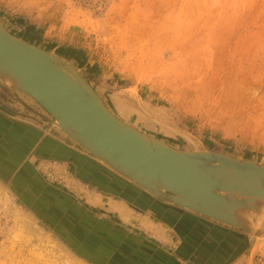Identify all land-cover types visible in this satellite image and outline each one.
<instances>
[{
  "label": "rangeland",
  "instance_id": "obj_1",
  "mask_svg": "<svg viewBox=\"0 0 264 264\" xmlns=\"http://www.w3.org/2000/svg\"><path fill=\"white\" fill-rule=\"evenodd\" d=\"M0 18L35 43L74 53L92 68L84 69L92 86L139 114L134 125L168 133L173 145L264 158V0H0ZM249 257L264 264V239L235 264ZM0 264L91 263L0 186Z\"/></svg>",
  "mask_w": 264,
  "mask_h": 264
},
{
  "label": "water",
  "instance_id": "obj_2",
  "mask_svg": "<svg viewBox=\"0 0 264 264\" xmlns=\"http://www.w3.org/2000/svg\"><path fill=\"white\" fill-rule=\"evenodd\" d=\"M84 69L92 71L74 53L35 43L0 18L1 111L57 136L160 202L242 232L252 255L264 239V158L170 144L119 117Z\"/></svg>",
  "mask_w": 264,
  "mask_h": 264
},
{
  "label": "crops",
  "instance_id": "obj_3",
  "mask_svg": "<svg viewBox=\"0 0 264 264\" xmlns=\"http://www.w3.org/2000/svg\"><path fill=\"white\" fill-rule=\"evenodd\" d=\"M0 186L91 264H235L249 248L242 232L160 202L90 155L1 110Z\"/></svg>",
  "mask_w": 264,
  "mask_h": 264
},
{
  "label": "flooded vegetation",
  "instance_id": "obj_4",
  "mask_svg": "<svg viewBox=\"0 0 264 264\" xmlns=\"http://www.w3.org/2000/svg\"><path fill=\"white\" fill-rule=\"evenodd\" d=\"M90 83L91 81L88 80ZM107 81V79H106ZM110 85L113 89H118V84L115 83L113 80L110 81ZM106 86V84H104ZM95 90L99 93V95L102 97V99L109 105V107L114 110L119 117L122 119L128 121V122H134L135 120H142L139 116V114L133 110L130 109L129 105L124 102L122 99H118V96L113 91H108L106 89H103L102 87L94 86ZM107 87V86H106ZM34 107V106H33ZM133 124V123H132ZM145 130V129H144ZM156 136L162 138L166 142L170 143V140L172 139L168 133H158ZM170 137V138H169Z\"/></svg>",
  "mask_w": 264,
  "mask_h": 264
},
{
  "label": "bare ground",
  "instance_id": "obj_5",
  "mask_svg": "<svg viewBox=\"0 0 264 264\" xmlns=\"http://www.w3.org/2000/svg\"><path fill=\"white\" fill-rule=\"evenodd\" d=\"M29 224H31V223H29ZM29 224H27V225L29 226V229L32 230V231H34L35 229H34L32 226H30ZM35 231H36V230H35ZM39 235H40V234H39ZM41 235H42V234H41ZM260 241H261V239L258 240L256 246L254 247V252H252V254H253V253H254V254L256 253V249H257V247H258ZM248 261H249V264H254V259H253L252 257H249V258H248Z\"/></svg>",
  "mask_w": 264,
  "mask_h": 264
}]
</instances>
